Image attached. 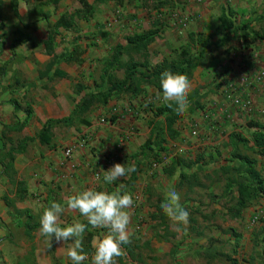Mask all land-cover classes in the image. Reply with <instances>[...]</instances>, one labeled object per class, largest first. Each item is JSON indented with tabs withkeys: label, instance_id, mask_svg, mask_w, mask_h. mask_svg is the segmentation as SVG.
<instances>
[{
	"label": "crops",
	"instance_id": "crops-1",
	"mask_svg": "<svg viewBox=\"0 0 264 264\" xmlns=\"http://www.w3.org/2000/svg\"><path fill=\"white\" fill-rule=\"evenodd\" d=\"M94 1L89 0L91 3ZM148 2L152 3L153 0H147L146 7L144 0H124L122 4H118L116 0L95 3L96 9L91 19H77L79 31L60 29L56 36L54 52L60 54L83 49L85 51L95 46L96 54L91 56L88 51H83L82 63L62 62L60 66L58 65L59 68L57 66L50 71L49 76L41 75L42 69L37 74L38 83L36 82L34 86H23L18 84V78H11L12 68L14 70V66L19 69L20 66L30 67L37 64L46 67L51 55L46 53L44 43L34 42L46 39L49 24L56 22L64 13L79 8L80 1L61 0L58 4L45 5L43 10L49 16L47 19L44 18L43 13L35 10L37 0H0V66L7 65L0 84V125L2 128L8 124L23 121L27 117L25 109L29 105L33 114L23 130L13 131V133H19V138L15 141L26 136H35L49 118L61 119L69 116L79 99L76 94V84H84L83 81L91 73L89 70L91 59L94 58L99 62L101 60L102 64L103 60L111 55V49L115 44L125 43L126 35L158 26L161 35L150 44L148 49L151 62L157 63L164 57L172 56L180 47L189 44V34L192 32L215 33L213 40H218L221 34L218 36L216 31L223 7L234 10V21L239 26L252 20L251 26L255 30L264 27V21L259 20L264 14V0H165V3L158 8H155L154 4L149 6ZM14 6H16L18 15L15 13ZM175 12L188 15L190 18L189 25L182 34L178 33L175 25ZM21 32L31 39L26 42L21 41L22 38L19 37ZM103 32H106L107 36H103ZM231 34L233 39L229 45L219 48L225 50L223 58H220L219 49L213 53L219 60L216 67L212 68L208 61L194 69L190 81H195L192 90L199 89L202 94V107L175 123L176 134L167 130L165 115H156V108L163 103L156 98L159 91L155 86H146L144 94L135 96L123 94L113 97L106 104L95 105L85 115V118H77L71 126L57 124L58 126L56 125L53 129L54 135L50 144H41L37 139L30 143L27 151L16 154L12 169L17 173L19 180L24 182L28 195L45 198L41 204V207L43 205L45 208L52 202L64 203L75 192L89 187L113 192L123 184L124 186L120 188L123 193L132 173L111 184L103 179L104 170H108L116 163L125 165L128 163L126 166L140 164V171L137 173L133 187L146 185L149 178L148 183L155 185V193L163 197H166L171 190L179 193L181 189L178 186L180 166H177L178 168L172 175H160L161 182L157 185L158 180L154 181L148 177L153 170L149 163L148 150L145 149V154L140 153L157 126L164 130L163 145L166 151L163 150L160 153L166 156L165 159L167 158L170 162V158L182 155L184 152L186 155H196L195 159L204 156L200 163L195 164L197 167L193 165L192 172L204 167L205 172L206 170L209 172L206 175L211 176L210 172L215 168V163L222 161V158L225 159L233 151L231 133L244 134L251 139L250 145H253L252 132L256 129L254 124L264 125V79L262 82H255L248 89L244 88V85H247L245 82L256 71L264 69V39L251 42L246 46L241 38L243 30L238 31L237 35L234 32ZM220 68H222V74L214 86L210 85L204 89L203 87L207 85L205 78L209 76V70L218 71ZM230 82L236 83L249 95L250 104L248 106H239L227 98L226 88ZM35 86H38L42 93L37 95L35 102L27 101L25 105H22L18 99L19 96L24 94L27 87L34 88ZM199 86L201 87L197 88ZM93 88L95 84L92 88L88 87L85 90ZM15 100L20 103L21 108H15ZM103 114L110 117L106 122L100 119ZM195 129L198 130V135H193L192 132ZM83 139H85L83 145H78ZM69 147H73V153L71 157H66L65 150ZM241 150L257 159V166L264 177V157L251 152L247 146H241ZM224 162L227 164V161L223 160L222 165ZM171 179H174L173 183L170 182ZM130 190L127 189V191ZM208 191L211 197L213 192L211 184H208ZM156 197L158 196L152 195L148 208L151 211L156 210L154 213L157 215L158 203L155 201V204H152L153 198ZM214 207H217L216 203ZM129 213L131 222L128 228L132 236L136 232V219L141 215V211L140 208L132 206ZM213 217L211 214H206L205 220L200 216L193 219L195 232L192 235L195 236L196 242L205 243L207 239L213 237L210 232L207 234L206 230L203 231L206 225L211 227L215 223ZM236 219L239 220L238 223L242 221L247 223L244 233H239L241 239L238 252H242L245 256L246 252L251 254L253 247L261 251L260 244L256 245V236L264 227V196L259 197L245 208L241 216ZM60 220L61 227L77 221L81 223L87 221L78 212L67 211L61 215ZM253 221L258 224L255 232L250 227V222ZM201 226L202 228L199 229ZM93 231L97 234L94 236V240L97 239V241L107 233L103 228H93ZM179 233L183 236L182 231ZM233 237L234 240L236 239V236H232V239L229 238L230 242L234 241ZM192 238L186 234L182 238L183 243ZM214 238L217 240L218 234H214ZM150 239L156 240L155 232ZM60 243H67L69 248L71 241H60ZM207 246H201L202 248L199 249L204 256ZM248 246L250 250L246 251ZM61 250L59 245L55 250L57 257L63 255ZM84 254L88 259L83 264H91L94 252ZM214 258L216 259V257H206L204 264H212ZM71 263V261L70 263L64 261V264Z\"/></svg>",
	"mask_w": 264,
	"mask_h": 264
},
{
	"label": "trees",
	"instance_id": "trees-1",
	"mask_svg": "<svg viewBox=\"0 0 264 264\" xmlns=\"http://www.w3.org/2000/svg\"><path fill=\"white\" fill-rule=\"evenodd\" d=\"M37 6L35 10L39 13H43L44 18H49L48 14L44 12L43 7L50 4H58L61 0H37ZM80 7L76 8L72 12L64 13L56 22L49 24V30L46 39L41 42L46 47V53L51 55L50 61L46 64L41 75L49 76L56 66L62 62H82L81 54L84 50H76L74 52H62L57 54L55 50L56 36L59 34L60 29L79 31L77 25V19L89 20L95 13V3L106 2L108 0H95L93 3L89 0H79ZM118 4H122L124 0H116ZM147 0H144V6L146 7ZM155 8H158L161 4L165 3V0H153ZM15 13H17L16 6H14ZM234 10L231 8L223 7L220 16V23L217 26L216 34H221L218 40H213L214 34H206L204 32H192L189 34V44L180 47L170 57H164L157 63L151 62L149 58V46L158 37H160V28L155 26L151 29H145L140 32L132 33L125 36V43H117L111 49V55L104 59L102 62V69L99 80L95 82V88L84 90V84L77 83L76 87L81 92L79 99L76 103V107L73 112L64 118H49L47 119L43 127L37 132L35 136H26L17 141L10 139V146L7 148V142L4 141L0 147V164L2 165V171L8 172L12 169L15 156L19 153L27 151L31 142L38 139L41 144H50L54 135L53 129L59 124H65L71 126L79 117H84L90 110L97 104H106L113 97L121 96L123 94H131L133 96L144 94L146 92V86L153 85L159 92H162L160 87V74L165 71H171L173 73H180L187 75L189 79L193 75L194 69L207 63L209 61L212 68L219 64V60L214 56V50L219 48H225L233 39L232 32L236 35L238 31L243 30L241 38L244 40L245 45L248 46L251 42H257L264 39V27L255 30L251 26V21L244 22L242 25H237L234 21ZM18 15V13H17ZM260 21H264V14L260 16ZM22 35V33H20ZM103 36H107L106 32H103ZM28 40L31 38L28 37ZM218 60V61H216ZM7 65L0 66V84L2 76L6 72ZM121 73V74H120ZM222 74V73H221ZM220 74V75H221ZM202 94L199 89H194L188 96L189 106L186 112L182 115H177L174 111L175 105L169 107L166 104H162L156 108V115H165L167 123V130L172 134H176L174 125L175 123L186 117L188 114L193 113L195 110L202 107L201 102ZM15 108H21V105L16 100L14 101ZM27 117L23 121H19L13 124L6 125V129L9 131H21L28 124L29 119L33 114V110L29 105L26 109ZM115 120L114 118H112ZM256 129L252 132L253 145H250L251 139L240 132L231 133V145L233 151L228 157L225 158L227 164L220 167L221 175H218L219 179H222L225 186V195L230 197L229 204L226 207L227 214L232 218H239L242 211L250 206L256 199L264 196V177L261 170L257 166V159L253 156L243 152L241 146H247L251 151L256 152L264 157V125L254 124ZM164 130L160 126L153 130L152 136L145 142L141 154H145L146 148H155L157 156H163L160 152L166 151L163 142ZM138 153V154H140ZM137 155V154H136ZM135 155V156H136ZM220 155V152H219ZM166 156L161 158V161ZM204 156H199L197 159H190L188 162L182 157L172 158L168 166L164 169L165 173L172 175L177 166H180L179 185H186L189 189H192L195 185L201 184V177L198 171L192 172L191 169L196 163L200 161ZM136 171L133 172L130 178L127 180L129 186L137 179V173L139 170V163L135 164ZM188 169V170H187ZM223 174V176H222ZM206 178L212 177L211 175H204ZM17 190V196L19 199H24L28 192L24 185V182L19 181ZM203 185V183H202ZM10 206L12 202H8ZM15 213L17 216L25 217V230L24 233L28 236L39 228V218L29 208L17 209ZM158 212L162 218V222L166 221L167 216L164 214L160 205H158ZM87 225V221H84ZM90 225L87 226L86 231L82 236L83 253H90L93 250V239L95 233L90 229ZM233 230V229H230ZM236 236V245H239L241 234L233 231ZM216 238L209 239V244L205 250V256L217 257L223 254L221 248L214 247L213 243ZM261 246L259 253L260 261L258 264H264V227L256 236V245ZM124 248H127L132 253L131 243L123 244ZM237 251V250H236ZM231 264H237V260H230Z\"/></svg>",
	"mask_w": 264,
	"mask_h": 264
},
{
	"label": "rangeland",
	"instance_id": "rangeland-1",
	"mask_svg": "<svg viewBox=\"0 0 264 264\" xmlns=\"http://www.w3.org/2000/svg\"><path fill=\"white\" fill-rule=\"evenodd\" d=\"M153 4V2H148L149 6H153ZM113 21L116 22L115 20ZM21 33L22 35L19 34V37L22 39H19L26 42L28 40V36H26L23 32ZM218 36H220V34H218ZM92 48L93 49L91 50H85L86 52L88 51L91 56L96 54L95 46ZM215 51H217V49H215L214 52ZM219 54L220 58H223L225 50L219 49ZM101 66V60L99 62L94 58L91 59L89 63V70L91 73L83 81L84 90L81 91L82 93L83 91L86 92L85 88H92L96 80H99ZM42 69L44 70L45 67L39 64L31 65L30 67L20 66L19 69L14 66V70L12 68L11 78H18V84L23 86H34L36 82H39L37 74H39ZM209 71V76L205 78L207 85L203 87L204 89L210 85L214 86L216 81L221 76L220 74L222 73V68L218 69V71L213 69ZM191 83L193 85L195 81L193 80ZM201 86L197 88H200ZM40 90L41 89L38 86H35L34 88L27 87L24 94L19 96L18 99L22 105H25L27 101L31 103L35 102L38 97L37 95L42 93ZM76 90V94L80 96L81 92L77 88ZM109 118V116L103 114L100 119H104V122H106ZM16 138H19V133H13V131L7 130L6 127L2 128L0 125V147L3 145L4 141H6L8 148L10 146L9 140H15ZM146 150H148L149 154V163L151 164V168H153L151 173L148 174V177L154 179V181L158 180L157 185H160V175L166 174L164 169L168 166L169 161L167 158L164 159V162L163 160L161 161L163 156H157L155 148H146ZM174 157L175 156L172 158ZM177 157H182L185 162H188L190 159H195L196 155H186L184 152L182 155H177L175 158ZM169 160H171V158ZM223 160L225 159L222 158V161L215 163V168L212 172H210L212 173V177L206 178L204 175L209 172H207V170L205 172L204 167L200 168L198 173L202 176L200 181L201 184L195 185L197 187L194 186L195 188L192 190H189L186 185L180 186L178 184L181 188L179 189V194L181 196V200H183L181 204L190 214L189 223L187 225L174 226L169 218H166V221L162 222L160 213L157 211L156 215L154 213L156 210L151 211L148 208L151 204L150 199L152 195L158 196L153 198L152 204H155L154 202L157 201L159 205V203L163 202L166 198L161 196V194L155 193V185L154 183H152V185L148 183L149 178L147 179L146 185L140 187L127 185L126 189H123V193L131 194L133 198L135 195L141 196V202L137 206L140 208L141 215H139L136 219V232L131 236L130 243L132 246V253H130L127 248L122 246L123 255L117 258V264H204V259H206V257L199 249L205 245L207 246L209 244V239H207L205 243H198L196 242L195 236L192 234L195 232L193 229V219L200 216V218L202 217L205 220L206 214L214 216L213 218H215V223L212 224L211 227L206 225L203 231L206 230L207 234L210 232L213 238L214 234H218V238L215 240L213 245L215 248H221L220 250L223 251V254H225L217 256L216 259L214 258V264H231L232 261L230 260H237V264H258L260 261L258 257L260 252L259 248L253 247V250L251 249V254L246 252V255L243 256L242 252H238L240 249L239 245L235 246L237 243L236 239L234 240L233 237L234 241L232 240L233 242H230L232 236L235 235L233 234V231H230L229 229L233 228L236 232L243 234L247 223L246 221L238 223V219H233L227 215L226 207L231 204L229 201L230 197H226L224 182L222 179L218 178V175H221L220 167ZM225 163L226 162L223 164ZM195 167L197 166L195 165ZM193 169L194 167L192 166L189 170L192 171ZM168 178L172 177L169 176ZM172 180L174 181V179H171L170 182L173 183ZM19 181L21 180H19L17 173L14 172L13 169H10L8 172H3L2 165L0 164V264H64V261H68L70 263V260L66 256V248H68L67 243L61 244L55 240V237L52 238L50 243L48 237L39 233V228L31 236L24 233L25 217L17 216L15 214L17 212L16 210L29 208L40 220V216L44 209L43 205V208L41 207V204L45 201L43 200L45 198L42 199L39 198V196H30L27 194L24 199H19L17 196ZM208 184L213 186L211 197L208 191ZM127 189L131 190L127 191ZM8 202H12L13 205L10 206ZM214 203L217 204L216 208L214 207ZM250 223V227L253 228V231H257L258 224L254 221ZM201 228L202 226L199 229ZM91 230L93 231L92 227ZM105 231L108 230L105 229ZM180 231L183 232V236L179 233ZM154 232L156 234V240L152 241L150 236L154 235ZM94 233L96 234V232ZM186 234L193 238L192 240L190 239L183 243L182 238L186 236ZM59 245L62 249L61 251L63 252V255L57 257L55 255V250L59 247ZM249 250L250 246H248L246 251ZM94 251L95 250L93 248L92 253Z\"/></svg>",
	"mask_w": 264,
	"mask_h": 264
},
{
	"label": "clouds",
	"instance_id": "clouds-1",
	"mask_svg": "<svg viewBox=\"0 0 264 264\" xmlns=\"http://www.w3.org/2000/svg\"><path fill=\"white\" fill-rule=\"evenodd\" d=\"M159 82L162 92L157 93V100L169 107L175 105L174 111L177 115L184 114L189 106L188 96L192 91L189 77L165 70L160 74ZM126 165L116 163L104 170V181L111 184L136 171L135 164ZM122 187L120 185L113 192L89 187L75 192L64 203L52 202L42 211L39 233L48 237L50 243L53 237L57 242L71 241L66 256L72 264H83L88 259L82 247V236L87 226L107 229L102 239L93 241L95 251L91 264H117V258L123 255L122 245L131 242L128 226L131 222L129 209L133 206V197L128 193H121ZM160 207L174 226L189 223L190 214L182 206L181 196L177 191L171 190ZM66 211L78 212L86 218L87 225L77 221L61 227L60 217Z\"/></svg>",
	"mask_w": 264,
	"mask_h": 264
},
{
	"label": "built area",
	"instance_id": "built-area-1",
	"mask_svg": "<svg viewBox=\"0 0 264 264\" xmlns=\"http://www.w3.org/2000/svg\"><path fill=\"white\" fill-rule=\"evenodd\" d=\"M175 25L177 26L178 33L182 34L185 32L186 28L189 25L190 18L188 15H183L180 12H175ZM264 79V69H261L259 71H256L251 78H248L245 83L247 85H244V88H249L251 85H253L255 82H262ZM226 95L227 98L231 100L234 104H237L239 106L245 107L250 104V98L247 93L241 89L236 83L230 82L228 83V86L226 88ZM104 121V119H102ZM193 135H198V130H194ZM85 142V139L79 142L78 145H83ZM73 153V147H69L65 150L66 157H71ZM141 202V196L135 195L133 198V207L136 208L139 203Z\"/></svg>",
	"mask_w": 264,
	"mask_h": 264
}]
</instances>
